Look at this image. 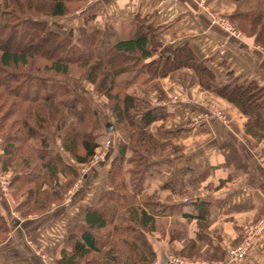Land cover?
Segmentation results:
<instances>
[{
    "label": "trees",
    "instance_id": "16d2710c",
    "mask_svg": "<svg viewBox=\"0 0 264 264\" xmlns=\"http://www.w3.org/2000/svg\"><path fill=\"white\" fill-rule=\"evenodd\" d=\"M71 1L74 0L4 1L5 7L10 9L0 11V86L5 89L6 94L20 99L19 104L26 100L30 103L27 108L23 106L19 109L16 100L7 110V114H11L16 108L19 109L22 126L15 134L17 139L7 142L4 151L11 157L19 149L16 142H20L25 135L32 144L39 138V159L44 161V168H49L50 176L56 177L61 171L57 163L63 171L71 175L76 173L74 167L62 163L58 156L48 154V142L46 137H42L41 130L50 121L61 130L66 119L60 115V111H67L70 117H76V121L82 124L93 125V114L96 111L90 106L79 81L89 82L96 93L108 99L109 109L116 123L127 124L129 129L126 130V138L131 141L134 153L132 157L125 159L127 144L120 146L117 157L119 162L114 166L116 157L113 158L112 168L108 171V185L116 190L115 193L102 190L98 202L85 208L83 217L73 224L63 238L64 245L55 262L152 264L155 251L146 234L155 231L157 211L152 205H156H149L148 198H143V204H135L134 200L143 193V180L150 176L155 159L160 157V152L167 143L159 140L150 129L164 114L152 106L148 99L140 98L134 91H127L126 85L118 82V76L128 71L131 67L129 65H136L138 62L142 63V71L155 76H166L172 71L190 68L200 87L224 98L245 116V132L258 140L264 137V84H259L254 79H242L233 75L231 70L227 72L228 79L217 84L215 74L204 59L197 57L186 42L175 46L169 53L160 55V58L152 59L159 46H162L161 41L155 39L159 27L148 23L140 15L133 17L135 30L127 38H118L110 25L91 29L78 26L77 34L75 26H71L61 33L58 28H62V25L52 18L65 15ZM231 1L238 4L242 0ZM260 3L261 0H256L250 10L236 16H241L247 22V26L239 27L245 32H251L255 42L264 47V12L259 9ZM7 33L14 37L23 35L25 43L15 47L14 37L4 41L2 38ZM113 36L116 37L112 40ZM75 71L80 77H69ZM30 87L33 89L32 96L27 95L30 94ZM75 136L68 139L67 144H63L64 148L75 162L87 163L94 156L98 144L90 131H83L80 139ZM134 146L141 151L133 148ZM124 160L129 163L127 168L121 167ZM23 162L28 166L30 164L28 157H24ZM9 163L10 160H6L4 167ZM30 174H23V178L39 179L38 173ZM126 174L129 175L127 181L133 180L128 192L125 190L127 181L122 178ZM54 184L58 185V182ZM34 190L36 200L51 197L49 202H53L56 197L58 199L57 191L51 188L49 194L45 193L41 182L37 183ZM200 218L203 217L200 215L198 219ZM7 229L8 226L0 215V233ZM181 231L180 227L176 230L174 226L171 238L181 236Z\"/></svg>",
    "mask_w": 264,
    "mask_h": 264
},
{
    "label": "rangeland",
    "instance_id": "374dc122",
    "mask_svg": "<svg viewBox=\"0 0 264 264\" xmlns=\"http://www.w3.org/2000/svg\"><path fill=\"white\" fill-rule=\"evenodd\" d=\"M4 1L5 0H0V11L10 9L7 6L5 7ZM188 1L192 2L197 8H200L201 11L206 13L210 24L224 31L228 38H235L236 40H241L243 42L250 41L255 47L264 51V47H261L255 42L254 36L251 32H245L239 27L247 26V22L243 20L241 16H236V14H241L243 11L250 10L256 3V0H242L239 1L238 4L231 0H223L230 1L234 5L230 12L218 10L213 6L211 7L208 0ZM216 1L217 0H215V2ZM261 1L262 3H260L261 5L259 6V9L264 12V0ZM105 2L106 0L71 1L69 3L68 12L63 16L53 17L52 20L62 25V28H58V31L61 33L65 32V30L71 26H75V33L77 34L79 33L77 29L79 28L78 26H85L88 29H91L94 27L110 25L116 32V36H119V34H124L121 33V30L125 27L127 30H130L133 26L135 27V25L132 24L125 26L121 22L119 25H116L111 19L98 18L99 7L102 9V4H106ZM91 13H96V15H92L93 19L86 18V16H89ZM94 19L97 21L94 22ZM132 23H134L133 20ZM156 33L158 34H156L157 36L155 39L161 41L162 46H159L158 51L154 53L152 59H158L160 58V55L169 53V51L164 50L166 46H164L165 41L162 35L159 34V31ZM116 36H113L112 40ZM13 37V35L7 33L2 39L5 41L6 39H13ZM13 42L15 47L24 44L23 35H16ZM33 50L36 51L34 48ZM201 59H204L205 64L215 74L217 84L224 83L228 79V70L222 68V71L218 73L214 70L215 68L213 69L214 65L210 62L211 60L207 58ZM130 62L131 61H129V64H132ZM40 64L43 65L41 62ZM141 65V62H138L136 65H129L131 66L129 67V70L118 76V82L126 85L128 89L127 91H134L140 98L148 99L152 106L158 108L159 106L166 105L165 107L168 108L179 105V101H191L197 106L203 108L204 116L202 118L208 117L224 126H227L228 124L230 111L226 109L225 105H223V107L222 104H226L227 106L230 105L231 109L233 107L240 112L224 98L218 96L212 91L200 87L195 73L190 68L175 70L166 76H155L153 73L142 71L140 68ZM69 77L77 79L80 76L79 73L75 71L71 73ZM79 82L87 100L90 102V106L96 111L93 114V125L90 124L88 126L87 124L85 125L84 122V124H82L81 122L76 121V117H70L66 113L67 111H64L63 113L60 111V115L66 119L62 129H57L55 123L50 121V123L47 124L46 127H42L41 130L42 137H46L48 142V154L50 156H58L62 163L70 165L76 170V173L71 175L67 171H63L61 165L57 163V166H59L61 171L56 177L54 175L50 176L49 168H44V161L39 159L38 150L41 147L39 138L37 140L35 139L36 141L32 144L30 143L32 141L26 138L24 133H21L20 135L24 136L23 139L20 142H16L19 149H17L15 154L11 157L5 154V144L17 139L15 138V134L19 132V129L22 126V117L19 109L23 106L24 108H27L30 103L26 100L19 104L20 99L17 100L6 94L4 92L5 89L0 86V215L3 216V219L8 226V229L5 232L0 233V264H56L55 259L60 256V249L64 245L62 240L69 233L67 230L71 220L70 210H72L75 204H80L83 199H85V202H88L87 195L90 196L92 203L95 201V203L91 205L94 206L98 202L102 190H107L112 192V194L115 193L114 191L116 190L108 185V171L112 168L111 161L116 157L114 160V166L119 162L117 159V157H119L118 153L120 146L124 144H127L128 147L125 152V159L133 156L134 152L132 151L131 141L126 138V132L129 129L127 124H117L109 109L108 99L105 96L96 93L89 82L85 80H80ZM257 82L263 84L262 81ZM29 89L28 93L30 94L27 95L32 96L33 89L32 87ZM16 100L19 109L16 108L14 113L7 114V110L11 103ZM215 100H218V102H215ZM21 111L24 112L25 110ZM83 117L84 116L82 115L81 118ZM159 120H156L153 123V126H156L157 128V132H161V129H163L158 122ZM107 123L112 125V131L107 130ZM166 125L167 124L165 123V126ZM151 127L150 129H152ZM83 131L92 132L93 138L98 144V147L89 162L79 164L75 162L72 155L65 150L63 144H67V140L75 138V135L80 139V134ZM133 148L138 149L139 152L141 151L137 146H134ZM177 148V144L173 142L166 143L159 156L163 155V152H166L168 149L176 151ZM80 149L79 146L78 152L81 151ZM22 157L23 159L24 157L29 158V166L23 162ZM6 160H10V163L4 167V162ZM128 166L129 163L126 160L121 163L122 168H127ZM35 172L39 174V179L29 180L23 178L25 176L23 174L31 175L30 173H32L33 175ZM84 175H87V177L85 178ZM122 178H124V181H127L129 180V175L126 174ZM56 181L58 182V185L54 184ZM132 181L126 182L125 190L127 192L130 191V188L132 187V185H130ZM143 181V183H145L144 191H142L143 193H141V195L136 196L134 203L136 204L139 202L140 204H143V198H148L149 205H156H152L154 210L157 211L155 213V231L146 234L147 239L151 242V245H153L152 248L154 249V247H158V252H155L152 264L159 263L167 255L175 258H182L188 262H218L207 258L205 252H201V250H195L194 253L192 252L188 255H185L184 252L182 253L177 250H171L168 252L166 251L168 254H163L162 256V250H168V247H166V244L168 243L166 239H179L180 237H183V235L186 236L188 230V226H185L179 221L178 216H173L174 211L169 210L167 205L168 203L178 205L179 198L182 197L183 199V196L188 200L193 199V194H179L177 191L172 198V195L169 197L168 190L162 188L161 181L153 180L149 176ZM38 182L42 183L45 193H48L51 188L56 190L58 193V199H56V197L53 202H49L51 197H48L46 200H36L34 189L37 187ZM89 183L92 184L91 187H87V184ZM186 198L183 199L185 202L188 201ZM83 204L86 203L82 202L80 205ZM87 206L88 205H86V207ZM147 210L149 209L147 208ZM169 214L172 215L170 218H168ZM73 219L74 223L79 221V218H72V220ZM174 226L176 230L180 227L182 233L181 236L171 238L173 237L172 229ZM243 241L242 238L240 245ZM237 247H234L227 252V259H234L232 251Z\"/></svg>",
    "mask_w": 264,
    "mask_h": 264
},
{
    "label": "crops",
    "instance_id": "0c3cea01",
    "mask_svg": "<svg viewBox=\"0 0 264 264\" xmlns=\"http://www.w3.org/2000/svg\"><path fill=\"white\" fill-rule=\"evenodd\" d=\"M208 2L221 11L230 12L234 6L230 1ZM105 3L102 9L99 7L98 18L126 26L134 25L132 18L140 15L159 27L165 51L186 42L197 57L211 60L216 72L223 68L242 79L264 84V51L250 41L228 38L224 31L211 25L206 13L192 2L106 0ZM92 15L96 13L86 18L93 19ZM134 30V26L130 30L125 27L121 30L124 34H119L118 38L131 36ZM178 103L168 108L166 105L158 107L164 114L158 121L163 129L157 132L152 124L151 130L159 140L173 142L178 148L176 151L168 149L155 159L149 177L161 181L169 197L173 198L178 191L193 194V199L183 196L188 201L179 198L177 207L168 203L173 216H178L188 230L186 236L179 239H166L168 250H162V256L171 250L184 251L185 255L201 250L207 258L222 264H264V231L252 238L242 255L234 259L226 257L229 250L240 245L243 226L254 222L264 212V137L258 140L246 133L245 117L230 105L221 103L230 111L228 124L224 126L208 117L202 118L203 108L193 102ZM87 196L88 202L82 201L86 204H75L70 210L67 232L73 226L72 218H82L86 205L95 203ZM200 215L203 218L198 219ZM171 216L169 214L168 218ZM157 248L154 247L155 252Z\"/></svg>",
    "mask_w": 264,
    "mask_h": 264
},
{
    "label": "built area",
    "instance_id": "2783aa9c",
    "mask_svg": "<svg viewBox=\"0 0 264 264\" xmlns=\"http://www.w3.org/2000/svg\"><path fill=\"white\" fill-rule=\"evenodd\" d=\"M264 231V213L251 224H247L242 228L243 234V243L232 251V256L234 258L242 255L251 244V240L254 236L261 234ZM157 264H222L221 262H206V261H197V262H188L184 259L173 256H165Z\"/></svg>",
    "mask_w": 264,
    "mask_h": 264
},
{
    "label": "water",
    "instance_id": "95a60500",
    "mask_svg": "<svg viewBox=\"0 0 264 264\" xmlns=\"http://www.w3.org/2000/svg\"><path fill=\"white\" fill-rule=\"evenodd\" d=\"M106 128H107L108 131H112L113 130V127H112V125L110 123L106 124Z\"/></svg>",
    "mask_w": 264,
    "mask_h": 264
}]
</instances>
